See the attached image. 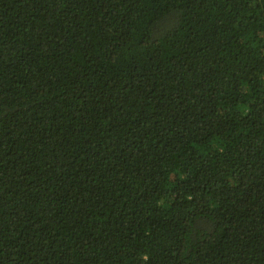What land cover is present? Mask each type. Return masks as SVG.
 <instances>
[{
    "label": "trees",
    "instance_id": "16d2710c",
    "mask_svg": "<svg viewBox=\"0 0 264 264\" xmlns=\"http://www.w3.org/2000/svg\"><path fill=\"white\" fill-rule=\"evenodd\" d=\"M0 264H264V0H0Z\"/></svg>",
    "mask_w": 264,
    "mask_h": 264
}]
</instances>
